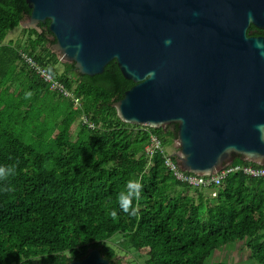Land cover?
I'll return each mask as SVG.
<instances>
[{
	"label": "trees",
	"instance_id": "trees-1",
	"mask_svg": "<svg viewBox=\"0 0 264 264\" xmlns=\"http://www.w3.org/2000/svg\"><path fill=\"white\" fill-rule=\"evenodd\" d=\"M31 14L27 0H0V166L16 169L0 182V264H70L92 249L111 264L129 254L141 264H207L229 243H242L264 264V180L231 175L215 201L180 184L161 152L146 154L151 135L179 151L178 126L123 122L114 105L135 83L116 61L95 77L61 62L49 21L40 30L23 27ZM20 27L23 44H6ZM21 53L59 79L79 106L42 81ZM233 165L252 163L237 158ZM130 184L141 189L131 201L134 215L119 204Z\"/></svg>",
	"mask_w": 264,
	"mask_h": 264
},
{
	"label": "water",
	"instance_id": "water-1",
	"mask_svg": "<svg viewBox=\"0 0 264 264\" xmlns=\"http://www.w3.org/2000/svg\"><path fill=\"white\" fill-rule=\"evenodd\" d=\"M24 28L49 29L53 51L95 77L116 61L135 83L117 102L131 125L178 126L183 171L215 175L240 158L264 166V0H27ZM70 264H111L98 249Z\"/></svg>",
	"mask_w": 264,
	"mask_h": 264
},
{
	"label": "built area",
	"instance_id": "built-area-1",
	"mask_svg": "<svg viewBox=\"0 0 264 264\" xmlns=\"http://www.w3.org/2000/svg\"><path fill=\"white\" fill-rule=\"evenodd\" d=\"M21 55L27 65L34 70L39 75L40 79L48 84L53 91L59 92L67 99H72L75 102L76 108L79 106V99L74 97V93L69 91L59 79L55 78L49 72L48 69L37 65L34 59L28 54L21 53ZM158 152H161L164 155L167 168L180 184L206 193L209 192V195L211 197L213 196V198L218 197L217 188L220 187L231 175L243 174L250 179H264V166L256 167L254 165H228L215 175L204 176L183 171L180 164L172 160L173 158L168 154L166 148L163 147L161 140L157 136L151 135V142L146 147V154L152 159Z\"/></svg>",
	"mask_w": 264,
	"mask_h": 264
},
{
	"label": "rangeland",
	"instance_id": "rangeland-1",
	"mask_svg": "<svg viewBox=\"0 0 264 264\" xmlns=\"http://www.w3.org/2000/svg\"><path fill=\"white\" fill-rule=\"evenodd\" d=\"M26 21L24 23H26ZM24 39L25 35L23 34L22 28L20 27V29L16 30L13 34L10 35V37L6 41V44L12 42L15 46H18V44L22 45ZM60 73H62L61 69ZM176 147H178L177 144ZM168 150L175 152L172 148H168ZM207 194L209 195V192H207ZM211 198L212 201H215L214 199H216L215 197L213 198V196ZM109 245L115 247L116 249H119L116 240H112L111 242H109ZM122 256L123 258L120 262L121 264H141V260H138L135 255L129 254ZM220 262L230 264H258L250 258L249 250L242 243H229V245L221 247L218 251L214 253L213 257L207 260L206 263L214 264ZM34 264H38V261H35Z\"/></svg>",
	"mask_w": 264,
	"mask_h": 264
},
{
	"label": "clouds",
	"instance_id": "clouds-1",
	"mask_svg": "<svg viewBox=\"0 0 264 264\" xmlns=\"http://www.w3.org/2000/svg\"><path fill=\"white\" fill-rule=\"evenodd\" d=\"M28 96H30V94H28ZM166 150L170 153V156L172 157L173 152L169 151L167 148H166ZM172 158H175V157H172ZM229 165H233V164H229ZM252 165H257V164L252 163ZM256 167H263V166L257 165ZM15 174H16V169L14 166H0V182L8 181L9 178L13 177ZM4 190L5 191H12L14 189L11 186H8ZM140 192H141V189H140L139 185L133 186L130 184L128 190L126 192H122L119 196L120 210L126 214H133L134 215L135 209L132 208L131 201L133 198H139ZM112 215L115 217L116 213L113 212Z\"/></svg>",
	"mask_w": 264,
	"mask_h": 264
},
{
	"label": "flooded vegetation",
	"instance_id": "flooded-vegetation-1",
	"mask_svg": "<svg viewBox=\"0 0 264 264\" xmlns=\"http://www.w3.org/2000/svg\"><path fill=\"white\" fill-rule=\"evenodd\" d=\"M248 37L250 38H264V28H259L255 25H251L250 28L248 29ZM175 152H173L174 154ZM123 256H118L117 261L119 262V264H121L120 262L122 261Z\"/></svg>",
	"mask_w": 264,
	"mask_h": 264
}]
</instances>
